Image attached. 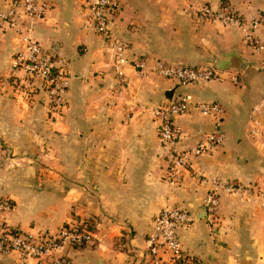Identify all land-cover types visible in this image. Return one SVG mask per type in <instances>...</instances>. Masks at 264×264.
<instances>
[{"label":"crops","instance_id":"crops-1","mask_svg":"<svg viewBox=\"0 0 264 264\" xmlns=\"http://www.w3.org/2000/svg\"><path fill=\"white\" fill-rule=\"evenodd\" d=\"M5 1L0 0V9ZM52 1L47 19L35 23L32 34L47 50L59 49L71 76L67 109L56 119L50 118L44 89L31 91L24 72L13 73L12 58L20 49L15 34L0 32V140L12 153L0 166V198L15 205L9 223L56 231L67 221L92 220L96 243L70 251V264H153L146 239L154 216L174 205L195 218L180 233L190 264H264L261 203L228 195L218 221L199 217L208 193L199 175L264 188V70L238 67L258 65L260 55L238 32L198 21L188 7L204 0H116L121 8L113 30L129 43L131 55L214 65L226 77L177 87L127 66L123 79L103 35L88 24L83 0ZM225 1L246 15L264 10V0ZM144 2L151 4L142 10ZM177 4L186 10L172 17L168 6ZM257 33L264 38V28ZM233 74L238 83L230 79ZM173 88L227 107L223 117L192 111L177 118L184 132L181 149L208 142L215 130L225 135L222 144L195 158L179 186L167 180L169 157L155 119L145 110L164 102ZM0 264L21 263L6 254Z\"/></svg>","mask_w":264,"mask_h":264},{"label":"built area","instance_id":"built-area-1","mask_svg":"<svg viewBox=\"0 0 264 264\" xmlns=\"http://www.w3.org/2000/svg\"><path fill=\"white\" fill-rule=\"evenodd\" d=\"M53 7L52 0H6L0 9V32H13L20 45L12 58L13 73L22 70L31 91L41 86L48 112L58 117L68 106L67 92L71 76L59 49L47 50L32 34L33 25L46 20ZM83 7L88 24L96 33L103 35L113 53V66L121 78L125 79V67L131 66L139 75H155L177 87L205 85L212 80L226 79L225 72L214 65H188L161 59L152 62L148 56L131 55L129 43L121 40L113 30V19L121 8L120 3L116 0H83ZM195 17L200 22H218L238 32L242 41L260 55L258 66L264 70V38L257 33V30L264 28V10L246 15L230 2L214 4L212 0H204L197 5ZM230 79L238 83L239 75L233 74ZM31 91L25 92L28 100L31 99ZM261 103L264 105V95ZM145 110L157 123L158 137L170 161L167 180L173 186H179L183 174L191 171L197 156L206 154L225 140L224 133L215 130L206 143L184 149L178 145L184 132L177 124V118L192 111L204 116L223 117L227 107L221 102L196 101L191 94L174 93L173 98H166L164 102ZM7 157L6 149L0 142V166ZM199 179L208 186L204 206L210 221L216 222L221 218L224 196L236 195L264 206L262 187L203 174L199 175ZM14 209L10 198H0V255L15 254L21 264H70V251L81 245L96 243L95 231L86 227L84 221H68L56 231L39 228L26 230L9 223L7 217ZM194 220L189 210L174 205L164 206L154 216L146 239L154 264L192 263L184 251L180 233L190 228ZM165 257L169 263L164 261Z\"/></svg>","mask_w":264,"mask_h":264},{"label":"rangeland","instance_id":"rangeland-1","mask_svg":"<svg viewBox=\"0 0 264 264\" xmlns=\"http://www.w3.org/2000/svg\"><path fill=\"white\" fill-rule=\"evenodd\" d=\"M144 1V0H143ZM150 0H148V2H149ZM171 1H173V2H175V3H177V1H179V0H171ZM224 1V0H223ZM225 2H227V1H225ZM231 3V2H230ZM151 3H146V2H144L143 3V7H141V9L142 10H144V9H146V7L148 6V5H150ZM233 4V3H232ZM197 5L198 4H192V5H190V7H188V5H187V7H188V9L190 10V11H193V13H195V9H196V7H197ZM169 8H170V10H169ZM156 9V8H155ZM186 10V7H184V6H178V4L176 5V7H175V9H172L170 6H168V9H167V11L168 12H170L171 13V15H172V17H175L176 15L175 14H173V12H177V11H180V10ZM28 100V99H27ZM49 115H50V113H49ZM54 118V119H56L57 117H53L52 115H50V118ZM158 133V132H157ZM0 142L3 144V146H4V148L6 149V152H7V155L8 156H11V149L6 145V143L3 141V140H0ZM238 197V196H237ZM82 221V220H81ZM68 222V221H67ZM67 222H65V223H67ZM71 222H73V220H71ZM79 222V221H78ZM64 223V224H65ZM212 223L214 224L215 222H213L212 221ZM61 227V226H60ZM59 227V228H60ZM59 228H57V229H59ZM48 231H50V230H48ZM95 245V244H94ZM92 246V245H91Z\"/></svg>","mask_w":264,"mask_h":264},{"label":"water","instance_id":"water-1","mask_svg":"<svg viewBox=\"0 0 264 264\" xmlns=\"http://www.w3.org/2000/svg\"><path fill=\"white\" fill-rule=\"evenodd\" d=\"M246 65H253V66H255V67L260 68L255 62H243V65H242V66H238V67H239V68H243V67H245ZM234 67H236V66H234ZM175 91H176V88H173V89L168 90V91L166 92V97H167V98H173ZM206 214H207V213H206V211L204 210V214H203V215H200L199 217L206 216Z\"/></svg>","mask_w":264,"mask_h":264},{"label":"trees","instance_id":"trees-1","mask_svg":"<svg viewBox=\"0 0 264 264\" xmlns=\"http://www.w3.org/2000/svg\"><path fill=\"white\" fill-rule=\"evenodd\" d=\"M225 1V0H224ZM84 224H85V226L86 227H88L90 230H93V231H96V225H95V223L94 222H92V220L90 221V220H88V219H85L84 220ZM92 246H94V244L92 245ZM86 247H88V245H81V246H78L76 249H82V248H86ZM75 249V250H76ZM154 260L152 259V262H153ZM154 264V263H153ZM162 264H167V263H162Z\"/></svg>","mask_w":264,"mask_h":264}]
</instances>
